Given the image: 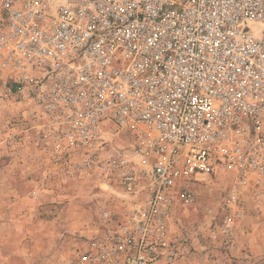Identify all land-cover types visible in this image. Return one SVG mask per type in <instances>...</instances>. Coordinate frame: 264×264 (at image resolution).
<instances>
[{
	"label": "built area",
	"instance_id": "2783aa9c",
	"mask_svg": "<svg viewBox=\"0 0 264 264\" xmlns=\"http://www.w3.org/2000/svg\"><path fill=\"white\" fill-rule=\"evenodd\" d=\"M0 67L34 97L51 153L96 157L107 126L130 134L99 167L144 190L106 235L110 264H177L175 190L190 201L198 175L264 174V0H0Z\"/></svg>",
	"mask_w": 264,
	"mask_h": 264
},
{
	"label": "rangeland",
	"instance_id": "374dc122",
	"mask_svg": "<svg viewBox=\"0 0 264 264\" xmlns=\"http://www.w3.org/2000/svg\"><path fill=\"white\" fill-rule=\"evenodd\" d=\"M33 98L0 67V264H110L106 235L127 222L144 190L127 194L117 171L99 167L108 149L133 140L107 126L99 156L55 155ZM251 176L241 183L234 170L202 175L186 188L190 201L175 190L166 237L180 252L177 264H264V174ZM231 192L237 199L227 207Z\"/></svg>",
	"mask_w": 264,
	"mask_h": 264
},
{
	"label": "crops",
	"instance_id": "0c3cea01",
	"mask_svg": "<svg viewBox=\"0 0 264 264\" xmlns=\"http://www.w3.org/2000/svg\"><path fill=\"white\" fill-rule=\"evenodd\" d=\"M200 176H202V175H198L197 177H200Z\"/></svg>",
	"mask_w": 264,
	"mask_h": 264
}]
</instances>
